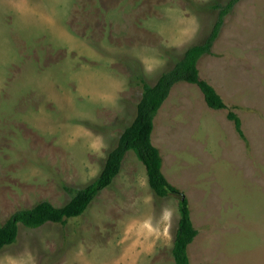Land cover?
Instances as JSON below:
<instances>
[{
  "label": "rangeland",
  "instance_id": "374dc122",
  "mask_svg": "<svg viewBox=\"0 0 264 264\" xmlns=\"http://www.w3.org/2000/svg\"><path fill=\"white\" fill-rule=\"evenodd\" d=\"M229 0H0V225L99 176L141 89L200 45ZM201 79L241 119L247 144L184 82L154 118L166 180L189 201V264H264V0L224 19ZM175 197L158 199L125 154L78 221L19 225L0 264H173ZM75 239V240H74Z\"/></svg>",
  "mask_w": 264,
  "mask_h": 264
},
{
  "label": "trees",
  "instance_id": "16d2710c",
  "mask_svg": "<svg viewBox=\"0 0 264 264\" xmlns=\"http://www.w3.org/2000/svg\"><path fill=\"white\" fill-rule=\"evenodd\" d=\"M239 1L229 0L225 4L213 5L212 9L216 10L217 17L210 34L202 44L187 49L182 59L177 61L173 68L162 73L155 84L149 85L143 78L138 77L141 95L136 105L135 117L121 133L115 148L108 153L97 179L78 190L64 187L70 199L60 207H55L47 201H41L29 209L16 210L4 224L0 225V251L16 242L19 225L27 229H37L47 224L66 226L73 220L78 221L98 193L112 185L121 170L125 154L132 151L136 159L144 166L148 186L156 198L175 197L177 199L179 220L171 249L173 264H189L188 246L197 236V230L191 220L187 197L181 190L171 185L162 173L160 152L151 141L154 118L177 83L193 84L201 92L209 109L227 110L226 118L232 122L238 137L247 144L241 127V119L227 108L216 90L200 78L197 68L199 59L211 53V48L220 34L225 17L232 13Z\"/></svg>",
  "mask_w": 264,
  "mask_h": 264
}]
</instances>
